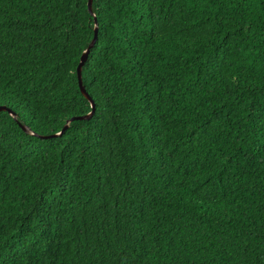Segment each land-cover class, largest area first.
Here are the masks:
<instances>
[{"label": "trees", "instance_id": "16d2710c", "mask_svg": "<svg viewBox=\"0 0 264 264\" xmlns=\"http://www.w3.org/2000/svg\"><path fill=\"white\" fill-rule=\"evenodd\" d=\"M87 2L0 0V264H264V0Z\"/></svg>", "mask_w": 264, "mask_h": 264}, {"label": "water", "instance_id": "95a60500", "mask_svg": "<svg viewBox=\"0 0 264 264\" xmlns=\"http://www.w3.org/2000/svg\"><path fill=\"white\" fill-rule=\"evenodd\" d=\"M91 3H92V0H88V2H87V8H88V11L90 13H92V5H91ZM94 20H95L94 36L91 39V41H90L87 49L82 53L81 58H80V62L78 64V66H77L78 85H79L80 91L90 101V103H91V111L89 113H87V114L78 115V116H72L70 119H68L66 121V123L64 124V126L62 127V129L59 132L53 133V134H49V135H42V136L40 135V137L50 138V137H56L58 135H61L65 131V129L68 127V124H69L70 121H72V120H79V119L80 120L81 119H89L93 115V112H94V109H95V105H94V102L92 101L91 97L89 96V94L86 92V89H85V87L83 85L81 69H82V66H83L86 58H87V54H88L89 49L94 45V43L96 41V34H97L98 27H97V23H96V19L95 18H94ZM5 109H7L6 106H4V105L0 106V110H5ZM22 127H23V129L25 131H29L27 126L22 125Z\"/></svg>", "mask_w": 264, "mask_h": 264}]
</instances>
